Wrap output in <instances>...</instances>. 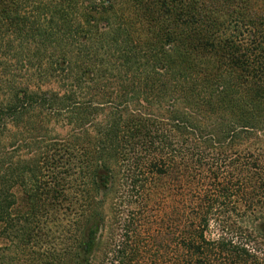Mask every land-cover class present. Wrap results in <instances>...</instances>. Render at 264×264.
Returning a JSON list of instances; mask_svg holds the SVG:
<instances>
[{"label":"trees","instance_id":"1","mask_svg":"<svg viewBox=\"0 0 264 264\" xmlns=\"http://www.w3.org/2000/svg\"><path fill=\"white\" fill-rule=\"evenodd\" d=\"M0 264H264V0H0Z\"/></svg>","mask_w":264,"mask_h":264}]
</instances>
